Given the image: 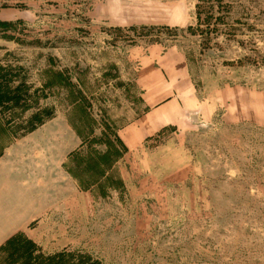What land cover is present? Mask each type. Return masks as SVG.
Returning <instances> with one entry per match:
<instances>
[{
	"label": "rangeland",
	"instance_id": "obj_1",
	"mask_svg": "<svg viewBox=\"0 0 264 264\" xmlns=\"http://www.w3.org/2000/svg\"><path fill=\"white\" fill-rule=\"evenodd\" d=\"M0 22L17 23L0 154L32 173L0 264L14 238L102 264H264V0H0ZM150 69L188 80L190 113L135 144Z\"/></svg>",
	"mask_w": 264,
	"mask_h": 264
},
{
	"label": "crops",
	"instance_id": "obj_2",
	"mask_svg": "<svg viewBox=\"0 0 264 264\" xmlns=\"http://www.w3.org/2000/svg\"><path fill=\"white\" fill-rule=\"evenodd\" d=\"M155 74L157 81H153L150 75ZM157 69L148 70L142 75V82L148 86L155 85L152 91L145 94L146 102L151 105L131 127L132 142L139 144L152 134L158 133L166 126H177L179 124H187V114L190 113L189 94L186 92L190 89L191 84L187 79H181L176 84L172 83V76L165 73V77L160 76ZM169 91L170 95L162 98L161 94ZM37 137L36 133H31ZM13 145H16V141ZM7 151H4V153ZM4 153L0 154V244L4 242L13 233L22 228V218L27 216V212L31 207L25 200L22 203V179L26 185V180L31 178V170L21 168L20 162L12 161L6 158ZM15 157L16 154L14 153ZM22 157V155L18 156ZM31 189V186L29 187ZM29 194L31 190H28ZM27 198V197H26Z\"/></svg>",
	"mask_w": 264,
	"mask_h": 264
},
{
	"label": "trees",
	"instance_id": "obj_3",
	"mask_svg": "<svg viewBox=\"0 0 264 264\" xmlns=\"http://www.w3.org/2000/svg\"><path fill=\"white\" fill-rule=\"evenodd\" d=\"M214 21L215 17H211ZM17 23L0 22V27H13ZM3 96H0V101ZM105 160V158H101ZM17 238L11 239L5 245L9 249V258H13L16 264H102L100 261L95 260L88 254L81 252H64L53 256H45L38 254V249L34 244L27 240H17ZM20 239V237H19ZM4 247V248H5ZM8 258V259H9ZM9 263L12 261L6 260Z\"/></svg>",
	"mask_w": 264,
	"mask_h": 264
}]
</instances>
